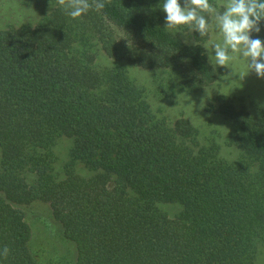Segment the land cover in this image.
Here are the masks:
<instances>
[{
	"label": "trees",
	"instance_id": "1",
	"mask_svg": "<svg viewBox=\"0 0 264 264\" xmlns=\"http://www.w3.org/2000/svg\"><path fill=\"white\" fill-rule=\"evenodd\" d=\"M51 4L35 26L0 30V253L8 249L0 264H257L264 111L237 118L239 162L197 148L190 121L156 118L123 63L102 73L91 66L89 47L98 44L84 32L108 20L153 46L140 62L175 71L185 60L195 75L211 78L203 47L163 29L159 0H105L101 11L93 7L77 19L58 0ZM193 35L200 44L208 39ZM113 49L106 48L110 55ZM63 135L74 143L61 176L53 147ZM78 163L101 173L86 178ZM37 201L51 204L75 246L71 257L33 247L20 207ZM159 203L183 208L169 217Z\"/></svg>",
	"mask_w": 264,
	"mask_h": 264
},
{
	"label": "rangeland",
	"instance_id": "2",
	"mask_svg": "<svg viewBox=\"0 0 264 264\" xmlns=\"http://www.w3.org/2000/svg\"><path fill=\"white\" fill-rule=\"evenodd\" d=\"M210 2L219 6L224 0H210ZM51 11V0H0V30L26 24L35 26L45 13ZM92 25L93 28L87 25L91 28L88 32H84L91 34L90 39L98 44L97 50L95 47H89L94 55L91 59L92 67L102 73L123 63L128 77L143 89V95L156 118H163L172 125L181 118L188 119L198 132L197 148L202 146L213 148L217 151L219 159L229 163L242 160L243 149L234 139L237 133V118L245 113L257 117L261 111H264V79L257 78L254 72L243 78V74L246 73L240 61L234 62L235 68L241 73L240 78L228 77L231 70L222 67H217L216 71L212 68L214 73L211 78H201L193 73L185 60L179 62V67L175 71H172L169 65L149 66L150 64L140 62L149 51L154 50L148 42L140 38L134 41L133 37L108 20L96 26ZM100 27L102 30H99ZM177 35L183 37L179 33ZM129 41L132 46L131 44L128 46ZM113 44L115 46L113 51L116 54L110 55L106 48L112 47ZM182 74L183 77L187 76L185 81L188 84L182 80L184 79ZM104 75L106 76L105 73ZM201 101L205 104L203 108L200 107ZM73 140L67 135L60 136L53 147L56 166L61 176L67 173L66 166L70 164ZM2 155L0 146V170ZM255 169L254 166L252 170ZM76 171L89 179L101 173L91 171L81 163L76 165ZM32 178L31 176L30 179ZM110 180H112L109 183L111 186L115 177L111 176ZM158 207L169 217H176L183 208L179 203H159ZM20 208L31 222L32 245L37 252L42 247H46L47 250L50 248L53 251L60 250L61 253L71 257L75 246L65 238L63 226L55 218L49 202L37 201ZM256 263L264 264L263 240L256 246Z\"/></svg>",
	"mask_w": 264,
	"mask_h": 264
},
{
	"label": "clouds",
	"instance_id": "3",
	"mask_svg": "<svg viewBox=\"0 0 264 264\" xmlns=\"http://www.w3.org/2000/svg\"><path fill=\"white\" fill-rule=\"evenodd\" d=\"M58 3L72 19L80 18L93 7L98 12L105 7V0L91 3L58 0ZM159 8L165 13L163 29L176 37L181 34L185 45L202 46L215 71L222 67L231 70L228 77L240 78L234 63L240 61L246 73L243 78L254 72L257 78L264 79V40L258 35L264 30V0H224L219 6L210 0H161ZM193 34L208 39L200 44ZM253 34H257L256 38ZM204 106L201 101L200 107ZM7 253L4 248L0 254Z\"/></svg>",
	"mask_w": 264,
	"mask_h": 264
}]
</instances>
